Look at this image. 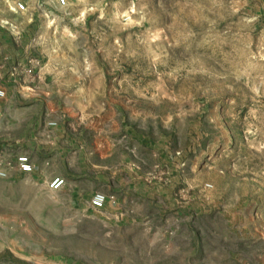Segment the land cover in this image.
<instances>
[{
    "label": "rangeland",
    "instance_id": "374dc122",
    "mask_svg": "<svg viewBox=\"0 0 264 264\" xmlns=\"http://www.w3.org/2000/svg\"><path fill=\"white\" fill-rule=\"evenodd\" d=\"M47 1L30 40L44 57L11 64L15 93L50 125L79 122L92 168L106 141L134 143L148 195L126 206L155 216L118 226L43 180L0 176V264H264L260 2Z\"/></svg>",
    "mask_w": 264,
    "mask_h": 264
},
{
    "label": "crops",
    "instance_id": "0c3cea01",
    "mask_svg": "<svg viewBox=\"0 0 264 264\" xmlns=\"http://www.w3.org/2000/svg\"><path fill=\"white\" fill-rule=\"evenodd\" d=\"M23 1L33 7L35 3L43 0ZM258 1L261 4L260 16L264 21V0ZM13 3L14 0H0V86H4L8 91L6 97L0 101V119H7L6 127L8 131L14 133L4 142H0L1 169L6 171V177L9 178L32 177L44 182L51 181L57 176L65 178L66 184L58 191L68 193L75 210H90L88 202L92 196L97 192H104L108 197L104 210L107 209L106 214L118 226L120 224L139 226L145 219L150 223L155 216L153 211H142L138 206L134 208L126 206L127 200L136 192L143 197L142 201L148 195L145 182L135 178L132 149L136 146L134 143L119 146L113 140L106 141L97 163H91L95 167L92 168L87 163L90 149L79 122L67 124L63 120H57V124L50 125L53 119L49 115L46 118L39 116L36 96L15 93L17 85L8 74L11 64L16 59L44 57V50L40 42L41 37L36 44L30 41L32 28L36 27L40 20V11L20 13L15 10ZM24 85L31 87L35 83ZM148 143L149 141L142 135L137 146L142 151L145 149L148 151L150 147ZM22 154H27L34 162L35 170L32 173H23L18 169L16 158ZM112 160L116 161L111 163ZM10 162L14 166L9 165ZM136 205H139V202ZM118 216L120 218H116ZM152 227L156 228L158 234L160 233L159 227L155 225ZM159 241L160 238L157 236L151 242L155 245Z\"/></svg>",
    "mask_w": 264,
    "mask_h": 264
},
{
    "label": "built area",
    "instance_id": "2783aa9c",
    "mask_svg": "<svg viewBox=\"0 0 264 264\" xmlns=\"http://www.w3.org/2000/svg\"><path fill=\"white\" fill-rule=\"evenodd\" d=\"M56 6L58 7H64L67 5V0H55ZM13 7L15 10H17L20 13H26L29 11L39 10L42 12L45 16H50V13L52 12V5L47 0H43L42 2H37L33 7H30L27 2L23 0H14ZM29 72H32V69L28 70ZM7 95V90L4 87H0V101L4 99ZM16 162L18 164V169L23 173H32L35 170V164L32 161L31 157L27 154H22L17 156ZM9 165L14 166L12 162L9 163ZM6 171L0 169V176H6ZM48 187L52 190H59L66 184V180L63 177L57 176L53 178L51 181L45 182ZM108 202V197L103 192H97L95 193L90 201L88 202L89 208L96 210V211H102L105 209Z\"/></svg>",
    "mask_w": 264,
    "mask_h": 264
}]
</instances>
